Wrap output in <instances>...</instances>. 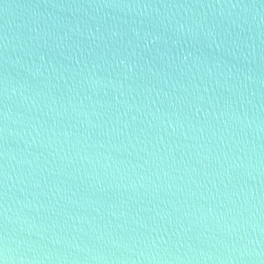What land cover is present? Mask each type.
Masks as SVG:
<instances>
[{
    "label": "water",
    "instance_id": "1",
    "mask_svg": "<svg viewBox=\"0 0 264 264\" xmlns=\"http://www.w3.org/2000/svg\"><path fill=\"white\" fill-rule=\"evenodd\" d=\"M4 264H264V0H0Z\"/></svg>",
    "mask_w": 264,
    "mask_h": 264
},
{
    "label": "snow or ice",
    "instance_id": "2",
    "mask_svg": "<svg viewBox=\"0 0 264 264\" xmlns=\"http://www.w3.org/2000/svg\"><path fill=\"white\" fill-rule=\"evenodd\" d=\"M0 264H4V262L2 260H0Z\"/></svg>",
    "mask_w": 264,
    "mask_h": 264
}]
</instances>
